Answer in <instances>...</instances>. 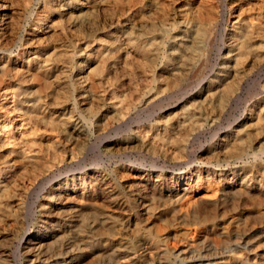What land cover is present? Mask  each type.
<instances>
[{
	"label": "rangeland",
	"instance_id": "obj_1",
	"mask_svg": "<svg viewBox=\"0 0 264 264\" xmlns=\"http://www.w3.org/2000/svg\"><path fill=\"white\" fill-rule=\"evenodd\" d=\"M8 1L0 120L27 133L0 150V264H264V0ZM92 172L84 200L50 196Z\"/></svg>",
	"mask_w": 264,
	"mask_h": 264
},
{
	"label": "bare ground",
	"instance_id": "obj_2",
	"mask_svg": "<svg viewBox=\"0 0 264 264\" xmlns=\"http://www.w3.org/2000/svg\"><path fill=\"white\" fill-rule=\"evenodd\" d=\"M47 1V0H46ZM49 1V0H48ZM53 1V0H52ZM86 1V0H85ZM16 2V1H15ZM60 2V1H59ZM62 2V1H61ZM66 2V1H65ZM77 2V1H76ZM101 2V1H100ZM229 3H230V1H229ZM234 4V3H233ZM22 5V4H21ZM44 5V4H43ZM65 5V4H64ZM76 5V4H75ZM81 5V4H80ZM90 5V4H89ZM28 6V5H27ZM60 7V6H59ZM82 7V6H81ZM17 8V7H16ZM28 8V7H27ZM68 8V7H67ZM229 8H231V7H229ZM245 8V7H244ZM44 9V8H43ZM56 9V8H55ZM185 9V8H184ZM231 9H233V8H231ZM235 9V8H234ZM237 9V8H236ZM242 9V8H241ZM67 10V9H66ZM70 10V9H69ZM69 10H68V12H69ZM199 10V9H198ZM24 11V10H23ZM50 11H52V10H50ZM192 11V10H191ZM196 11H197V9H196ZM87 12V11H86ZM189 11H187L186 13H188ZM241 12H242V10H241ZM241 12H239V13H241ZM75 13V12H74ZM195 13V12H194ZM261 13H262V11H261ZM261 13H260V15H261ZM16 14H18V10L17 9H14V7L12 6V4L8 1V0H0V43H4V42H6V41H8V40H12L13 38H14V36H15V31H14V16L16 17ZM32 14V13H31ZM206 14V13H205ZM210 14V13H209ZM20 14H18V16H19ZM80 15H81V13H80ZM243 15V14H242ZM183 16V15H182ZM60 17V16H59ZM71 17H72V15H71ZM233 17V16H232ZM244 17V16H243ZM188 18V17H187ZM237 18V17H236ZM16 19H17V17H16ZM44 19V18H43ZM56 20H58V19H56ZM229 20V19H228ZM55 21V20H54ZM59 21V20H58ZM69 21V20H68ZM209 21V20H208ZM211 21H212V19H211ZM237 21V20H236ZM60 22V21H59ZM67 22V21H66ZM70 22V21H69ZM239 22V21H238ZM248 22V21H247ZM14 23V24H13ZM62 23H63V21H62ZM127 23V22H126ZM181 23H183L182 21H181ZM198 23V22H197ZM206 23V22H205ZM53 24V23H52ZM68 24V23H67ZM71 24H72V22H71ZM130 24V23H129ZM190 24V23H189ZM188 24V25H189ZM211 24H213V23H211ZM187 25V26H188ZM199 25V24H198ZM197 25V26H198ZM205 25V24H204ZM209 25V24H208ZM252 25V24H251ZM250 25V26H251ZM191 26V25H190ZM38 27V26H37ZM179 27V26H178ZM254 27V26H253ZM25 29V28H24ZM195 29H197V28H195ZM235 29V28H234ZM255 29H256V27H255ZM258 30V29H257ZM54 31V30H53ZM58 31V30H57ZM61 31V30H60ZM59 31V32H60ZM32 32V31H31ZM55 32V31H54ZM233 32V35L234 34H236V32H235V30H233L232 31ZM24 33V32H23ZM47 34V36L49 35V34H51L52 33V29L50 28V27H45V28H43V29H39V30H37V31H34L33 30V32H32V34L30 35V38H29V40H34L35 38H37V36H39V34ZM230 33V32H229ZM25 34V33H24ZM57 34V33H56ZM49 36H51V35H49ZM53 36H54V34H53ZM192 37V36H191ZM238 37V36H237ZM44 38V37H43ZM49 38V37H48ZM65 38V37H64ZM240 38V37H239ZM24 39V35L21 37V40H23ZM240 39H243V38H240ZM25 40V39H24ZM126 41V40H125ZM191 42H193V41H191ZM195 42V41H194ZM16 43V42H15ZM20 44V43H19ZM125 44V43H124ZM247 44V43H246ZM10 45V44H9ZM38 45V44H37ZM179 46V45H178ZM22 47V46H21ZM39 47V46H38ZM229 47V46H228ZM247 47H248V44H247ZM250 47H252V46H250ZM20 48V47H19ZM25 48V47H24ZM28 49V48H27ZM179 49V48H178ZM177 49V50H178ZM2 51V50H1ZM4 51V50H3ZM21 51V50H20ZM28 51V50H27ZM29 52V51H28ZM2 54V53H1ZM240 54V53H239ZM243 54V53H242ZM10 56V55H9ZM18 56V55H17ZM30 56V55H29ZM42 56V55H41ZM244 57V56H243ZM6 58H8V57H6ZM5 58V59H6ZM4 59V57H0V62H2V64H4L3 66L4 67H9V69L10 70H13V69H15V70H17L16 68V63H12L9 59H6L5 60ZM23 60V59H22ZM38 62H39V58H38V60H37ZM147 61V60H146ZM17 62V61H16ZM37 62V63H38ZM44 62V61H43ZM101 62H103V61H101ZM149 62V61H148ZM14 64V65H13ZM22 64V63H21ZM150 64V63H149ZM22 66V65H21ZM24 66V65H23ZM22 66V67H23ZM88 66V65H87ZM101 66V65H100ZM152 66V65H151ZM16 67V68H15ZM233 68V67H232ZM24 69V68H23ZM36 69V68H35ZM45 69V68H44ZM29 70H30V68H29ZM43 70V69H42ZM14 71V70H13ZM36 71V70H35ZM86 71V70H85ZM17 72V71H16ZM34 72V71H33ZM18 73V72H17ZM36 73V72H35ZM89 73V72H88ZM13 74V73H12ZM16 74V73H15ZM235 74V73H234ZM25 76H26V74H25ZM220 76V75H219ZM24 77V76H23ZM31 77H33V75L31 76ZM90 77V76H89ZM7 79V78H6ZM10 79V78H9ZM26 79V78H25ZM86 79V78H85ZM20 80V79H19ZM88 81V80H87ZM3 82H5L4 80H3ZM2 82V83H3ZM91 82V81H90ZM89 82V83H90ZM83 83V82H82ZM87 83V82H86ZM79 84H81V83H79ZM1 85V84H0ZM4 85H5V83H4ZM90 85H91V83H90ZM2 86V85H1ZM92 86V85H91ZM9 87V86H8ZM7 88V87H6ZM5 88V89H6ZM10 88H11V86H10ZM12 88H14L13 86H12ZM16 88H18V87H16ZM93 89V88H92ZM1 90H3V89H1L0 88V101L2 102L3 100H2V98L3 99H6V100H8L7 99V95L8 94H5V93H7L8 92V90H7V92H5V93H2L1 92ZM213 91V90H212ZM11 95H12V93H11ZM93 96V95H92ZM55 97H56V95H55ZM12 98H14V96L12 97ZM89 99V98H88ZM97 99H99V98H97ZM5 100V101H6ZM10 100V99H9ZM220 100V99H219ZM12 102L11 103H7V102H4V103H6V105H8V107H10V108H12V110L14 111L15 110V108L16 107H14V101L13 100H11ZM34 101V100H33ZM44 101V100H43ZM42 102V101H41ZM35 103V102H34ZM47 103V102H46ZM45 103V104H46ZM91 103H92V101H91ZM6 105H5V107H6ZM93 105V104H92ZM1 106V105H0ZM47 106H49V105H47ZM89 106H90V104H89ZM147 106V105H146ZM4 106H2V109H4L3 108ZM69 107V106H68ZM91 107V106H90ZM194 107V106H193ZM24 109V108H23ZM186 109V108H185ZM193 109H195V108H193ZM22 110V109H21ZM189 110V109H188ZM51 111H54V110H51ZM66 111V110H65ZM116 111V110H115ZM262 111V110H261ZM1 112V111H0ZM28 112H29V110H28ZM33 112V111H32ZM118 112H120V111H118ZM257 112V111H256ZM5 113V112H4ZM15 113V112H14ZM10 114V113H9ZM16 114V113H15ZM18 114V113H17ZM16 114V115H17ZM39 114V113H38ZM55 114V113H54ZM116 114V113H115ZM199 114V113H198ZM20 115V113L18 114V116ZM2 116V115H1ZM5 116V115H4ZM3 116V117H4ZM23 116V115H22ZM120 116H122V115H120ZM6 117V116H5ZM15 117V116H14ZM20 117V116H19ZM19 117H18V119H19ZM188 117L190 118V116L188 115ZM210 117V116H209ZM9 118V117H8ZM25 118V117H24ZM79 118V117H78ZM129 118V117H128ZM1 119V118H0ZM3 119V118H2ZM47 119H50V118H47ZM46 119V120H47ZM168 119V118H167ZM12 120V119H11ZM11 120H8V119H6V118H4L3 120H0V150H1V147L2 146H5L6 144H10L12 141H11V139H16L17 140V138L18 137H20L19 139H21L22 138V136H23V134L24 133H27V132H25V124H24V122H23V120L22 121H15V122H12ZM26 120V119H25ZM45 120V121H46ZM179 120V119H178ZM210 120V119H209ZM30 121V120H29ZM51 120H49V121H47V122H50ZM184 121V120H183ZM54 122V121H53ZM190 122V121H189ZM30 123V122H29ZM51 123V122H50ZM248 123V122H247ZM179 124V123H178ZM165 125V124H164ZM164 125H162V126H164ZM34 126V125H33ZM32 126V127H33ZM174 126V125H173ZM177 126V125H176ZM38 127H39V125H38ZM42 128V127H41ZM171 128V127H170ZM38 129V128H37ZM67 129V128H66ZM70 130H72V129H70ZM241 130V129H240ZM31 131V130H30ZM39 131V130H38ZM158 131V130H157ZM166 131L167 130H165V133H166ZM237 131V130H236ZM148 132H150V131H148ZM184 132V131H183ZM31 133V132H30ZM72 133V132H71ZM80 133H81V131H80ZM170 133H172V131L170 132ZM179 133H180V131H179ZM185 133V132H184ZM232 133V132H231ZM240 133V132H239ZM157 134H158V132H157ZM150 135V134H149ZM153 135H154V133H153ZM159 135V134H158ZM172 135V134H171ZM175 136H176V134H174ZM174 135H173V137H174ZM235 135V134H234ZM71 136V135H70ZM74 136V135H73ZM72 136V137H73ZM157 136V135H156ZM166 136V135H165ZM226 136V135H225ZM25 137H27V136H25ZM68 137V136H67ZM145 137V136H144ZM85 139V138H84ZM221 139V138H220ZM223 139V138H222ZM124 141V140H123ZM143 141V140H142ZM147 141V140H146ZM224 141V140H223ZM135 142V141H134ZM238 142V141H237ZM120 143V142H119ZM20 144V143H19ZM114 144V143H113ZM22 145V144H21ZM115 146V145H114ZM142 146V145H141ZM147 146H149V145H147ZM117 148V147H116ZM230 148H231V146H230ZM227 149V148H226ZM232 149V148H231ZM224 150V149H223ZM222 150V151H223ZM5 151H6V149H5ZM215 151V150H214ZM213 151V152H214ZM12 152H15V150H12ZM40 152V151H39ZM168 152V151H167ZM175 152V151H174ZM218 152H220V151H218ZM71 153L72 152H70V156H71ZM179 153V152H178ZM5 154V153H4ZM55 154V153H54ZM57 154V153H56ZM182 154V153H181ZM62 155V154H61ZM174 155V154H173ZM240 155V154H239ZM246 155V154H245ZM5 156V155H4ZM31 156V155H30ZM179 156V155H178ZM242 156V155H241ZM7 157V156H6ZM64 157V156H63ZM2 158V155L0 154V159ZM54 158V157H53ZM56 158V157H55ZM70 158V157H69ZM68 158V159H69ZM25 160H26V158H24ZM13 160V162L11 163V164H15V163H20V164H24V163H26V162H24V160L23 159H21V158H19V159H12ZM11 160V161H12ZM39 160H41V159H39ZM59 161V160H58ZM63 161V160H62ZM69 161V160H68ZM5 162H7V161H5ZM41 163H42V161H41ZM45 163V162H44ZM43 164V163H42ZM46 164V163H45ZM47 164H49V163H47ZM3 165V164H2ZM12 166V165H11ZM40 166V165H39ZM26 167H28V166H26ZM45 167V166H44ZM206 167V166H205ZM18 168V167H17ZM16 168V169H17ZM88 168V167H87ZM204 169V168H203ZM18 170V169H17ZM35 170V169H34ZM43 170V169H42ZM97 170V169H96ZM194 170V169H193ZM31 171V170H30ZM83 171V170H82ZM199 171V170H198ZM28 172V171H27ZM45 172V171H44ZM129 172V171H128ZM131 172V171H130ZM202 172V171H201ZM204 172V171H203ZM215 172V171H214ZM4 173V172H3ZM19 173V172H18ZM34 173H35V171H34ZM197 173V172H196ZM242 173V172H241ZM130 174V173H129ZM132 174V173H131ZM159 174V173H158ZM187 174V173H186ZM19 175V174H18ZM21 175V174H20ZM29 175H31V174H29ZM139 175V174H138ZM143 175V174H142ZM147 175V174H146ZM214 175V174H213ZM217 175V174H216ZM40 176V175H39ZM67 176V175H66ZM137 176V175H136ZM140 176V175H139ZM145 176V175H144ZM188 176V175H187ZM219 176V175H218ZM240 176V175H239ZM13 177V176H12ZM29 177V176H28ZM27 177V178H28ZM47 177V176H46ZM157 177V176H156ZM196 177V176H195ZM10 178V177H9ZM16 178V177H15ZM19 178V177H18ZM139 178V177H138ZM141 178V177H140ZM220 178V177H219ZM223 178V177H222ZM30 179H32V178H30ZM103 179V178H102ZM240 179V178H239ZM26 180V179H25ZM29 180V179H28ZM52 180V179H51ZM98 180V175L96 174V173H86V174H81V173H73L72 174V177L71 178H65V180L63 181V182H60V183H57V185L55 186V188H53L52 190H51V195L50 196H52V197H59V198H61V197H65V199L66 200H69V199H72V198H83L82 200H84V198H86L87 197V195L91 192V191H96V188H97V186H96V184L94 183V181H97ZM134 181H135V179H133ZM143 180V179H142ZM161 180V179H160ZM33 181V180H32ZM56 181V180H55ZM193 181V180H192ZM200 181V180H199ZM204 181H206V180H204ZM208 181V180H207ZM223 181V180H222ZM36 182V181H35ZM14 183V182H13ZM138 183H139V181H138ZM172 183V182H171ZM212 183V182H211ZM220 183V182H219ZM16 184V183H15ZM14 184V185H15ZM23 184V183H22ZM22 184H20V185H22ZM29 184H30V182H29ZM101 184V183H100ZM105 184V183H104ZM107 184H109V183H107ZM177 184V183H176ZM206 184H207V182H206ZM241 184V183H240ZM36 185V184H35ZM137 185V184H136ZM144 185V184H143ZM10 187H11V185H9ZM23 186V185H22ZM30 186H32L33 187V185H30ZM30 186H29V188H30ZM37 186V185H36ZM99 186V185H98ZM135 186V185H134ZM210 186V185H209ZM8 187V186H7ZM16 187V186H15ZM21 187V186H20ZM19 187V188H20ZM25 187V186H24ZM23 187V188H24ZM103 187V186H102ZM139 187H141V186H139ZM160 187V186H159ZM171 187H172V185H171ZM234 187V186H233ZM22 188V187H21ZM36 188V187H35ZM34 188V189H35ZM131 188V187H130ZM173 188V187H172ZM207 188V187H206ZM226 188V187H225ZM11 189V188H10ZM13 189H14V187H13ZM28 189V188H27ZM26 189V190H27ZM32 189V188H31ZM223 189V188H222ZM22 190V189H21ZM132 190V189H131ZM190 190V189H189ZM233 190V189H232ZM236 190V189H235ZM243 190H244V188H243ZM246 190V189H245ZM244 190V191H245ZM15 191H17V190H15ZM104 191V190H103ZM115 191V190H114ZM143 191V190H142ZM177 191V190H176ZM9 192V191H8ZM29 192V191H28ZM110 192V191H109ZM135 192V191H134ZM181 192V191H180ZM184 191H182V193H183ZM212 192V191H211ZM222 192V191H221ZM2 193H3V189H1L0 188V196L2 195ZM108 193V192H107ZM106 193V194H107ZM174 193V192H173ZM199 193V192H198ZM24 194H26V192L24 193ZM113 194H115L114 192H113ZM167 194H169V193H167ZM166 194V195H167ZM177 194V193H176ZM175 194V195H176ZM203 194V193H202ZM134 195V194H133ZM143 195V194H142ZM172 195V194H171ZM180 195V194H179ZM183 195V194H182ZM194 195V194H193ZM206 195H207V193H206ZM259 195V194H258ZM3 196V195H2ZM21 196V195H20ZM106 196V195H105ZM111 196V195H110ZM135 196V195H134ZM169 196V195H168ZM185 196V195H184ZM188 196H189V194H188ZM199 196V195H198ZM23 197V196H22ZM46 197V196H45ZM44 197V198H45ZM167 197V196H166ZM171 197V196H170ZM175 197V196H174ZM187 197V196H186ZM200 198H201V196H199ZM59 198H57L58 200H59ZM108 198V197H107ZM138 198V197H137ZM172 198V197H171ZM179 198V197H178ZM183 198V197H182ZM8 199V198H7ZM64 199V200H65ZM106 199V198H105ZM195 199H196V197H195ZM134 200V199H133ZM168 200V199H167ZM194 200V199H193ZM192 200V201H193ZM202 200V199H201ZM61 201V200H60ZM91 201V200H90ZM125 201V200H124ZM191 201V200H190ZM49 202V201H48ZM93 202V201H92ZM108 202V201H107ZM110 202V201H109ZM138 202V201H137ZM189 202V201H188ZM45 203V202H44ZM84 203V202H83ZM117 203V202H116ZM177 203V202H176ZM192 203V202H191ZM201 203V202H200ZM7 204V203H6ZM14 204V203H13ZM66 204V203H65ZM108 204V203H107ZM106 204V205H107ZM136 204V203H135ZM175 204V203H174ZM3 205H5V204H3ZM48 205V204H47ZM106 205H104V206H106ZM148 205V204H147ZM150 205V204H149ZM187 205V204H186ZM192 205H194V204H192ZM204 205V204H203ZM205 205H207V204H205ZM81 206V205H80ZM100 206V205H99ZM103 206V205H102ZM101 206V207H102ZM103 206V207H104ZM122 206V205H121ZM136 206V205H135ZM195 206V205H194ZM194 206H192V207H194ZM3 207V206H2ZM5 207H6V205H5ZM10 207V206H9ZM44 207V206H43ZM92 207V206H91ZM108 207V206H107ZM111 206H109V208H110ZM116 207V206H115ZM141 207H143V206H141ZM149 207V206H148ZM12 208V207H11ZM18 208V207H17ZM48 208V207H47ZM64 208V207H63ZM75 208V207H74ZM90 208V207H89ZM105 208V207H104ZM3 209V208H2ZM71 209V208H70ZM79 209V208H78ZM111 209H114L113 207L111 208ZM137 209V208H136ZM180 209V208H179ZM189 209V208H188ZM193 209V208H192ZM197 209V208H196ZM41 210V209H40ZM45 210V209H44ZM80 210V209H79ZM116 210V209H115ZM198 210V209H197ZM206 210V209H205ZM18 211V210H17ZM47 211H49L48 209H47ZM117 211V210H116ZM194 211V210H193ZM192 211V212H193ZM2 212H4V211H2ZM8 212V211H7ZM15 212V211H14ZM42 212V211H41ZM120 212V211H119ZM123 212V211H122ZM181 212V211H180ZM188 212V211H187ZM190 212V211H189ZM188 212V213H189ZM197 212V211H196ZM205 212V211H204ZM9 213V212H8ZM48 213V212H47ZM46 213V214H47ZM53 213H55V212H53ZM84 213H86V212H84ZM98 213H100V211L98 212ZM115 213V212H114ZM172 213V212H171ZM186 213V212H185ZM50 214H52V213H50ZM56 214V213H55ZM134 214V213H133ZM197 214H198V212H197ZM204 214V213H203ZM2 215V214H1ZM10 215V214H9ZM44 215V214H43ZM57 215H60V214H57ZM66 215V214H65ZM111 215V214H110ZM184 215V214H183ZM6 216V215H5ZM61 216V215H60ZM64 216V215H63ZM74 216V215H73ZM134 216V215H133ZM136 216V215H135ZM186 216V215H185ZM193 217H194V215H192ZM8 217V216H7ZM66 217V216H65ZM188 217V216H187ZM195 217H196V215H195ZM63 218V217H62ZM189 218V217H188ZM1 219V218H0ZM204 219V218H203ZM45 220V219H44ZM56 220H58V219H56ZM206 220H207V217H206ZM68 221V220H67ZM99 221V220H98ZM120 221V220H119ZM96 222V221H95ZM193 222V221H192ZM0 223H2L3 224V222H0ZM43 223V222H42ZM63 223V222H62ZM97 223V222H96ZM117 223V222H116ZM53 224V223H52ZM60 224V223H59ZM93 224V223H92ZM120 224V223H119ZM135 224V223H134ZM199 224V223H198ZM45 225V224H44ZM58 225V224H57ZM90 225H91V223H90ZM94 225H95V223H94ZM116 225V224H115ZM121 225V224H120ZM88 226V225H87ZM122 226H123V224H122ZM132 226V225H131ZM140 226V225H139ZM9 227V226H8ZM65 227V226H64ZM76 227V226H75ZM89 227V226H88ZM99 227V226H98ZM105 227V226H104ZM124 227V226H123ZM127 227V226H126ZM130 227V226H129ZM56 228H57V226H56ZM59 228V227H58ZM81 228V227H80ZM128 228V227H127ZM131 228V227H130ZM135 228V227H134ZM140 228V227H139ZM49 229V228H48ZM64 229V228H63ZM90 229V228H89ZM94 229V228H93ZM96 229H97V227H96ZM96 229H94V231L96 230ZM125 229V228H124ZM1 230V229H0ZM126 230V229H125ZM70 231V230H69ZM88 231V230H87ZM91 231V230H90ZM100 231H101V229H100ZM191 231V230H190ZM1 232H2V230H1ZM39 232V231H38ZM131 232V231H130ZM32 233V232H31ZM69 233V232H68ZM87 233V232H86ZM92 233V232H91ZM83 234V233H82ZM94 234V233H93ZM191 234V233H190ZM195 234V233H194ZM41 235V234H40ZM65 235V234H64ZM63 235V236H64ZM69 235L72 237V235L71 234H68V237H69ZM74 235V234H73ZM76 235V234H75ZM114 235V234H113ZM21 236V235H20ZM60 236V235H59ZM118 236V235H117ZM51 237H53V234L51 235V234H43V235H41V236H39V237H33L32 236V234H28V233H26V234H24L21 238H20V242L22 243V246L24 247V249L25 248H28V251L27 252H29V253H31L32 251H34L35 249H38V248H41L42 246H43V244H44V242H45V240H47V239H49L50 240V238ZM83 237V236H82ZM194 237V236H193ZM65 238H66V236H65ZM91 238V237H90ZM196 238V237H195ZM71 239V238H70ZM74 239H77L76 237L74 238ZM112 239V238H111ZM147 239V238H146ZM19 240V239H18ZM53 240H55V237H54V239ZM80 240V239H79ZM92 240V239H91ZM126 240V239H125ZM76 241V240H75ZM74 241V242H75ZM144 241V240H143ZM146 241V240H145ZM148 241V240H147ZM2 242V241H1ZM57 242V241H56ZM66 242V241H65ZM87 242V241H86ZM188 242H189V240H188ZM192 242V241H191ZM49 243V242H48ZM47 243V244H48ZM62 243V242H61ZM136 245H137V243H135ZM146 244V243H145ZM166 244V243H165ZM173 243H171V245H172ZM190 244H192V243H190ZM193 244H194V242H193ZM86 245V244H85ZM84 245V246H85ZM135 245V246H136ZM147 245V244H146ZM149 245V244H148ZM196 245V244H195ZM19 246V245H18ZM47 246V245H46ZM56 246H57V244H56ZM60 246V245H59ZM65 246V245H64ZM64 246H63V248H64ZM72 246H75V245H71V247ZM83 246V245H82ZM88 246V245H87ZM126 246V245H125ZM166 246V245H165ZM164 246V247H165ZM173 246V245H172ZM47 247H50V246H47ZM67 247V246H66ZM77 247V246H76ZM122 247V246H121ZM120 247V248H121ZM127 247V246H126ZM177 247V246H176ZM57 248V247H56ZM70 248V247H69ZM81 248V247H80ZM128 248V247H127ZM133 248V247H132ZM149 248H150V246H149ZM156 248V247H155ZM170 248V247H169ZM198 248V247H197ZM47 250H48V248H46ZM130 249V248H129ZM174 249V248H173ZM55 250V249H54ZM71 250V249H70ZM132 251H133V249H131ZM172 250V249H171ZM170 250V251H171ZM182 250V249H181ZM198 250V249H197ZM196 249H195V251H197ZM53 251V250H52ZM60 251V250H59ZM67 251V250H66ZM69 251V250H68ZM79 251V250H78ZM129 251V250H128ZM169 251V252H170ZM174 251H176L175 249H174ZM183 251H185V250H183ZM11 252V251H10ZM15 252H17V249H16V251ZM35 252V251H34ZM37 252H39V250H37ZM47 252V251H46ZM76 252V251H75ZM146 252V251H145ZM149 252H152L151 250H149ZM180 252V251H179ZM3 253H5V251L3 250H0V261H1V259H2V257H3ZM40 253V252H39ZM58 253V252H57ZM74 253V252H73ZM175 253V252H174ZM173 253V254H174ZM178 253V252H177ZM185 253V252H184ZM16 254V253H15ZM47 254V253H46ZM61 254V253H60ZM171 254V253H170ZM25 255V254H24ZM29 255V254H28ZM59 255V254H58ZM121 255V254H120ZM52 256V255H51ZM54 256V255H53ZM63 256V255H62ZM67 256V255H66ZM131 256V255H130ZM183 256V255H182ZM38 257V256H37ZM70 257V256H69ZM120 257V256H119ZM125 257V256H124ZM140 257V256H139ZM150 257V256H149ZM175 257V256H174ZM185 256H183V258H184ZM15 258H17V257H14V259ZM21 258V257H20ZM36 258V257H35ZM63 258V257H62ZM118 258V257H117ZM116 258V259H117ZM127 258V257H126ZM125 259V258H124ZM151 259V258H150ZM180 259H182V258H180ZM179 259V260H180ZM185 259V258H184ZM178 260V261H179ZM186 260V259H185ZM248 260V259H247ZM26 261V260H25ZM43 261V260H42ZM45 261V260H44ZM119 261V260H118ZM125 261V260H124ZM2 262V261H1ZM28 262V261H27ZM133 262V261H132ZM6 263V262H5ZM20 263V262H19ZM71 263V262H70ZM111 263V262H110ZM119 263V262H118ZM120 263H122V262H120ZM253 263H255V262H253ZM17 264V263H16ZM28 264V263H27ZM37 264V263H36ZM115 264V263H114ZM116 264H117V262H116ZM123 264V263H122ZM129 264V263H128ZM138 264V263H137ZM142 264V263H141Z\"/></svg>",
	"mask_w": 264,
	"mask_h": 264
}]
</instances>
